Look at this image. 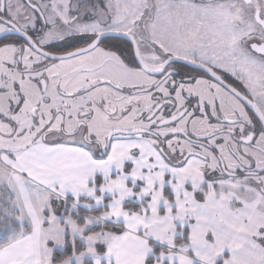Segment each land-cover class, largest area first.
I'll return each mask as SVG.
<instances>
[{
	"label": "snow or ice",
	"instance_id": "6c2138e0",
	"mask_svg": "<svg viewBox=\"0 0 264 264\" xmlns=\"http://www.w3.org/2000/svg\"><path fill=\"white\" fill-rule=\"evenodd\" d=\"M0 264H264V0H0Z\"/></svg>",
	"mask_w": 264,
	"mask_h": 264
}]
</instances>
